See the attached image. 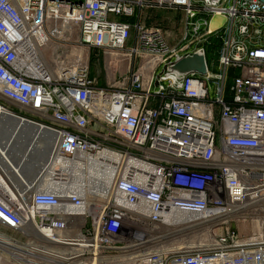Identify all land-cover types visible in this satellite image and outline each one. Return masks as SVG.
I'll list each match as a JSON object with an SVG mask.
<instances>
[{
    "label": "built area",
    "instance_id": "built-area-1",
    "mask_svg": "<svg viewBox=\"0 0 264 264\" xmlns=\"http://www.w3.org/2000/svg\"><path fill=\"white\" fill-rule=\"evenodd\" d=\"M91 51L123 72L99 85ZM0 108L52 148L0 168L13 264H264V0H0Z\"/></svg>",
    "mask_w": 264,
    "mask_h": 264
},
{
    "label": "bare ground",
    "instance_id": "bare-ground-1",
    "mask_svg": "<svg viewBox=\"0 0 264 264\" xmlns=\"http://www.w3.org/2000/svg\"><path fill=\"white\" fill-rule=\"evenodd\" d=\"M216 19H218V17H215V20ZM2 111L3 110L0 108V122L3 118L6 120H4V124L0 123V135H2L1 132L3 131V133H7V136L4 142L0 141V149L2 152L0 153V168L4 173L5 170H9V172L14 170L15 172V164L17 160H19L20 165L17 166L20 168V171H18L20 173H15V177L13 178L20 175L24 181H26L28 178L35 177L37 172L43 171L45 159L52 150L50 143L45 141V138L50 136L44 129L35 127L31 124L23 123L17 126L18 124L12 120L11 126L7 119L9 116H6ZM10 140L11 143L9 144L8 142H10ZM13 140L14 143L12 142ZM19 143H22L19 152L16 150L14 151L13 146L19 147ZM40 143H44L43 146H40ZM0 245L7 249L10 248L5 237H1Z\"/></svg>",
    "mask_w": 264,
    "mask_h": 264
},
{
    "label": "rangeland",
    "instance_id": "rangeland-1",
    "mask_svg": "<svg viewBox=\"0 0 264 264\" xmlns=\"http://www.w3.org/2000/svg\"><path fill=\"white\" fill-rule=\"evenodd\" d=\"M151 15H155L153 17V19H157V20H164L163 23H162V28L165 30V31H169V41L171 43H174L176 41L179 40V36H180V31H181V26L179 25L180 23H178V20H179V17L180 15L179 14H175L174 12H167V11H163V10H154L152 12H150ZM152 18L151 19H148L146 20V25L147 26H155L157 21L156 20H153ZM213 21V18L211 19V22ZM217 21V20H215ZM96 52L95 51H91V58H90V63H91V75L92 76H96L98 77V83L99 85H103L104 84V76H105V61H108L109 62V68H111L110 70H108V75L109 77L111 78L113 75H114V72L117 70V69H114L117 67V65H119L118 67V73H121L123 72L124 70V63H117L115 62L113 59L111 58H108L107 60L105 59V57L101 54H98V62H95V59H97V55H95ZM205 56H206V61L209 65V69L211 71H216L215 70V67L212 68L210 66V62L211 60L215 59L216 57V51L208 46V45H205ZM3 104L8 108V109H11L15 112H20L19 110V107H17L16 105L12 104L11 102L9 101H3ZM5 123V122H4ZM3 135L6 134V132H1ZM44 143H40V146H43ZM21 145V144H19ZM16 146L14 145V148ZM37 163V161H36ZM247 229L244 228V227H240V234H246L247 232ZM0 234H3L4 236H6L5 234L7 235H12V237H17L15 234H13V232L9 229H6V228H3L0 226ZM7 237V236H6ZM4 249V248H3ZM7 250V249H6ZM7 252L5 251H2L0 250V264H13L11 259H9L7 257Z\"/></svg>",
    "mask_w": 264,
    "mask_h": 264
},
{
    "label": "water",
    "instance_id": "water-1",
    "mask_svg": "<svg viewBox=\"0 0 264 264\" xmlns=\"http://www.w3.org/2000/svg\"><path fill=\"white\" fill-rule=\"evenodd\" d=\"M173 68L178 70L179 72H182V73L195 71L199 74H204L205 70H206L204 58L202 55H198V54H192L190 56L183 57L182 59H180L179 61H177L174 64ZM12 118H13L12 120H14L15 123L18 124L17 126H19L23 123H26V124H31L35 127H39L42 129V127L37 126V125H35L29 121L21 120V119L15 118V117H12ZM8 143L10 144L11 140Z\"/></svg>",
    "mask_w": 264,
    "mask_h": 264
},
{
    "label": "crops",
    "instance_id": "crops-1",
    "mask_svg": "<svg viewBox=\"0 0 264 264\" xmlns=\"http://www.w3.org/2000/svg\"><path fill=\"white\" fill-rule=\"evenodd\" d=\"M3 117H5V116H3ZM8 119V122L10 123V125L12 126V119L11 118H7ZM3 120H6L5 118H3ZM13 143H14V140L12 141ZM19 144H22V143H19ZM21 146L22 145H20L19 147H16V148H14V146H13V149H14V151L16 150L17 152H19V149L21 148ZM15 164V163H14ZM16 167H15V169L17 170H15V172H14V170L12 171V172H9V170H5V173H6V175L8 176V178L10 179V180H12L13 179V177H15V173L16 174H19L20 172H18V171H20V168L18 167L19 165H20V162H19V160H17V162H16ZM18 165V166H17ZM13 232V231H12ZM13 234H15L16 235V233L15 232H13ZM8 238H13L12 237V235H7V234H5ZM17 236V235H16Z\"/></svg>",
    "mask_w": 264,
    "mask_h": 264
},
{
    "label": "trees",
    "instance_id": "trees-1",
    "mask_svg": "<svg viewBox=\"0 0 264 264\" xmlns=\"http://www.w3.org/2000/svg\"><path fill=\"white\" fill-rule=\"evenodd\" d=\"M209 46L212 47L215 51H217L219 47V41L215 40Z\"/></svg>",
    "mask_w": 264,
    "mask_h": 264
}]
</instances>
